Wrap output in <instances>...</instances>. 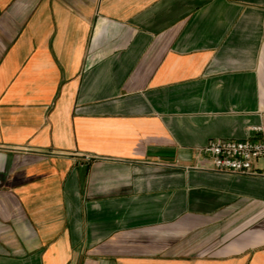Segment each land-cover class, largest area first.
Wrapping results in <instances>:
<instances>
[{"label": "crops", "instance_id": "1", "mask_svg": "<svg viewBox=\"0 0 264 264\" xmlns=\"http://www.w3.org/2000/svg\"><path fill=\"white\" fill-rule=\"evenodd\" d=\"M262 124L264 0H0V264H264Z\"/></svg>", "mask_w": 264, "mask_h": 264}, {"label": "built area", "instance_id": "2", "mask_svg": "<svg viewBox=\"0 0 264 264\" xmlns=\"http://www.w3.org/2000/svg\"><path fill=\"white\" fill-rule=\"evenodd\" d=\"M244 139H215L199 150L217 171L241 175L256 174L255 163L264 161V124L255 126ZM207 161H204V165Z\"/></svg>", "mask_w": 264, "mask_h": 264}]
</instances>
